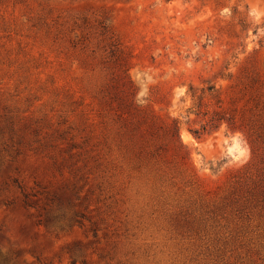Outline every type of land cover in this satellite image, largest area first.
<instances>
[{
  "label": "rangeland",
  "instance_id": "obj_1",
  "mask_svg": "<svg viewBox=\"0 0 264 264\" xmlns=\"http://www.w3.org/2000/svg\"><path fill=\"white\" fill-rule=\"evenodd\" d=\"M0 264H264V0H0Z\"/></svg>",
  "mask_w": 264,
  "mask_h": 264
},
{
  "label": "clouds",
  "instance_id": "obj_2",
  "mask_svg": "<svg viewBox=\"0 0 264 264\" xmlns=\"http://www.w3.org/2000/svg\"><path fill=\"white\" fill-rule=\"evenodd\" d=\"M155 243L159 246V248L163 252H168L173 244V240L169 239L166 235L160 234L157 238Z\"/></svg>",
  "mask_w": 264,
  "mask_h": 264
}]
</instances>
